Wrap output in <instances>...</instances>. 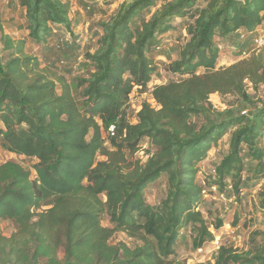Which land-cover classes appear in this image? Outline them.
Returning <instances> with one entry per match:
<instances>
[{
  "label": "trees",
  "instance_id": "1",
  "mask_svg": "<svg viewBox=\"0 0 264 264\" xmlns=\"http://www.w3.org/2000/svg\"><path fill=\"white\" fill-rule=\"evenodd\" d=\"M86 1L79 0V8L90 13ZM11 6L23 11L17 28L27 34L16 39L6 33L3 21L12 20L0 9V147L35 162L30 169L13 159L0 164V223L15 227L11 236L0 235V264H185L175 258L179 229L190 228L196 250L213 239L210 225H223L221 219L208 224L197 209L196 162L232 129V150L217 174L231 176L238 191L244 169L238 148L247 146L252 158L262 154L264 105L244 109L253 103L245 81L254 87L264 81V57L253 51L220 66L218 41L235 34L245 53L264 27V0H123L98 22L95 45L86 52L87 74L72 87L25 50L27 40L48 50L42 43L52 33L73 32L79 19L70 16L69 1L9 0ZM174 18L188 20L187 39L167 67L181 78L154 85L157 106L141 103L131 122L130 93L145 91L157 74L148 55L159 47L158 36L173 29ZM54 47L63 52L62 43ZM215 92L235 96L237 106L214 108L209 95ZM144 139L155 149L135 158ZM161 175L167 192L152 205L144 189ZM116 232L138 244L112 242ZM256 234L261 237L245 249L220 245L202 264H264V231Z\"/></svg>",
  "mask_w": 264,
  "mask_h": 264
},
{
  "label": "rangeland",
  "instance_id": "2",
  "mask_svg": "<svg viewBox=\"0 0 264 264\" xmlns=\"http://www.w3.org/2000/svg\"><path fill=\"white\" fill-rule=\"evenodd\" d=\"M68 1L70 3V16H77L79 19V24L73 28V32L69 33L62 28L60 31L52 33L53 36L51 35L45 43H42L47 49L51 47L48 50H43L41 44L30 43L27 40L25 50H30L39 58L40 67H49L59 76L64 77L67 84L72 87L77 78L87 74L86 52L89 48L92 50L95 45L98 22L111 14L123 0H110V3L104 0H88L86 2L92 8L90 13L79 8V0ZM8 2L9 0L0 2L4 20L9 18L12 20L11 24L3 21L5 32L16 39L25 38L27 32L17 28L18 24L24 22L23 11L19 7L14 8V6L7 8ZM187 23V19L174 18L172 20L173 29L158 36L160 38L157 43L159 47L148 55L157 64L158 72L151 78L145 91L138 87H134L131 91L126 110V117L131 122L135 119V108L141 103L148 102L153 107L157 106L150 95V90L154 85L181 78L179 75L168 71L167 67L171 61L178 58L179 47L187 39L185 31ZM54 29L53 27V32ZM259 34H263L264 40V27H261L256 34L250 37V43L247 46L248 49L246 47L245 53L239 52V46L243 40L235 34H232V37L225 41L219 40L221 55L218 64L220 66L230 65L237 60L249 57L253 51L261 52L264 57V44L257 46L253 41ZM57 42L64 45L63 52L59 53L55 50L54 45ZM59 57L61 60L58 61ZM245 82L247 92L252 96L253 105L251 104V107L245 108L244 111L252 112L260 109L264 105V81L255 87L250 82ZM57 87L60 90V84ZM209 101L214 108L219 110L226 108L228 103L236 106L238 104L235 96L229 94L221 96L216 92L209 95ZM232 131L231 129L220 137L209 149L206 156L195 164L197 171L194 180L201 187L202 195L197 209L202 212L208 224L221 219L223 225L219 229H214L210 225L209 229L214 237L211 241L204 243V250L201 253L193 248V234L190 228L179 229L175 258L184 261L185 264H202L210 261L213 252L216 250L213 242L217 240L219 246L225 245L236 249H245L255 236L261 237L256 234L257 232L264 231V129L258 137V146L262 149L260 159L249 156L247 146L241 145L238 148V155L242 157L244 163L238 191L235 189L236 181H233L231 176L227 175L221 179L217 174V169L232 150L230 145ZM154 149L148 143V139H144L140 150L135 153L134 157L145 159L147 151L151 152ZM98 158L101 159L102 157L99 156ZM9 159H13L29 169L35 162L33 159L12 154L0 147V164ZM166 192L167 178L165 175H161L147 185L144 189V196L148 203L156 205L165 197ZM102 224L110 226L106 218L102 220ZM14 231L15 227L11 221L5 220L0 223V235L9 237ZM111 241L114 243L125 242L131 246L138 244L136 239L128 237L123 232H116ZM1 258H6L4 253Z\"/></svg>",
  "mask_w": 264,
  "mask_h": 264
},
{
  "label": "built area",
  "instance_id": "3",
  "mask_svg": "<svg viewBox=\"0 0 264 264\" xmlns=\"http://www.w3.org/2000/svg\"><path fill=\"white\" fill-rule=\"evenodd\" d=\"M254 43L257 45V46H261L262 44H264V40H263V35H260V36H257L255 39H254ZM107 132L110 134V135H113L114 134V125H110L108 128H107ZM215 243V246H216V249L219 247V244H218V240L213 242V244ZM198 252H202L204 250L203 246L199 247L198 249H196Z\"/></svg>",
  "mask_w": 264,
  "mask_h": 264
}]
</instances>
